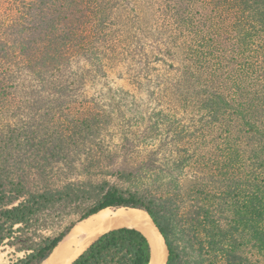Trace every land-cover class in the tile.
I'll return each mask as SVG.
<instances>
[{"label":"trees","instance_id":"obj_1","mask_svg":"<svg viewBox=\"0 0 264 264\" xmlns=\"http://www.w3.org/2000/svg\"><path fill=\"white\" fill-rule=\"evenodd\" d=\"M119 68L132 89L108 83ZM118 93L180 115L183 173L160 191L133 171L127 188L58 183L55 167L120 117ZM106 208L146 211L165 264H264V0L0 1V247L24 253L0 264H43ZM151 261L146 233L119 226L70 264Z\"/></svg>","mask_w":264,"mask_h":264},{"label":"rangeland","instance_id":"obj_2","mask_svg":"<svg viewBox=\"0 0 264 264\" xmlns=\"http://www.w3.org/2000/svg\"><path fill=\"white\" fill-rule=\"evenodd\" d=\"M123 73L120 68L115 70L110 74L108 83L132 89L133 84ZM97 88L98 85H91V95ZM101 94L103 93L99 96ZM115 105L121 107L118 111L120 117H115L111 125L103 128L85 145H81L80 154L72 156L68 163L57 165L53 172L54 179L58 183L67 180H92L96 183L107 180L127 188L131 176L125 178L122 172L133 171L137 173L138 183L144 188L160 191L172 186L175 182L172 183L171 180L183 173L181 169H174L171 164L172 155L178 152L177 148L185 153L179 146L180 143L175 140L174 134L179 126L180 115L176 116L174 112H170L167 105L157 95L152 94L118 93ZM88 204L90 203L84 204V207ZM116 212L114 209L110 210L113 224L109 228L128 226L130 219L124 217L125 220H122L123 216H118ZM79 217L80 213L68 216L46 231V235L58 234L67 224L78 220ZM103 232L96 236H82V239H85L84 248ZM23 255V252H16L11 246L0 247V262L8 263Z\"/></svg>","mask_w":264,"mask_h":264},{"label":"bare ground","instance_id":"obj_3","mask_svg":"<svg viewBox=\"0 0 264 264\" xmlns=\"http://www.w3.org/2000/svg\"><path fill=\"white\" fill-rule=\"evenodd\" d=\"M110 210L111 208H106L94 215H91L87 219L78 222L43 264H70L85 250V239H82V236H96L98 233L103 232L105 228L112 226L113 222L110 219ZM116 211L118 216H123L122 220H125L124 217L130 219V221L126 220L129 221L127 222L128 226H135L144 231L150 237L152 236L151 234H155V236L160 240L161 250L158 253L154 252L151 264H165L168 256L165 240L150 215L146 211L137 208H120Z\"/></svg>","mask_w":264,"mask_h":264},{"label":"water","instance_id":"obj_4","mask_svg":"<svg viewBox=\"0 0 264 264\" xmlns=\"http://www.w3.org/2000/svg\"><path fill=\"white\" fill-rule=\"evenodd\" d=\"M151 235H152L151 237L149 235H147V236H148V238L150 240V243H151V246H152V258H153L154 252L155 253L156 252L157 253L160 252V250H161V243H160V240L155 236V234H151ZM153 241H154V243H153ZM165 245H166V243H165ZM166 247H167V245H166ZM167 252H168V249H167Z\"/></svg>","mask_w":264,"mask_h":264}]
</instances>
